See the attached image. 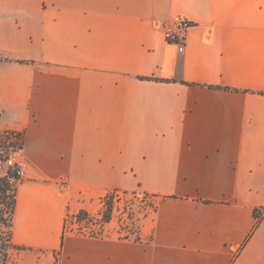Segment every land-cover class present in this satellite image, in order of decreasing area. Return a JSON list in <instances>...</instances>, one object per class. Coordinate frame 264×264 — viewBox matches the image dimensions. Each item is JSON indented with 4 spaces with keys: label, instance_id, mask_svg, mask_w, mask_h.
<instances>
[{
    "label": "crops",
    "instance_id": "0c3cea01",
    "mask_svg": "<svg viewBox=\"0 0 264 264\" xmlns=\"http://www.w3.org/2000/svg\"><path fill=\"white\" fill-rule=\"evenodd\" d=\"M0 131L13 264H264V0H0ZM111 191L137 235L66 228Z\"/></svg>",
    "mask_w": 264,
    "mask_h": 264
},
{
    "label": "rangeland",
    "instance_id": "374dc122",
    "mask_svg": "<svg viewBox=\"0 0 264 264\" xmlns=\"http://www.w3.org/2000/svg\"><path fill=\"white\" fill-rule=\"evenodd\" d=\"M14 132L0 131V177H9L12 169L7 163L12 151L16 146L22 145V134L19 133L13 138ZM12 179V178H11ZM13 184L11 189L0 193V210L4 213V221L0 224V242L8 251V263L13 264L16 257L17 248L12 247L8 240L10 235V216L8 210L7 200H9V193H13L16 189L18 179H12ZM3 185L2 183L0 184ZM8 197V198H7ZM107 201H112V218L108 222L112 226L118 228L121 234L137 235L138 222L150 211L155 208L154 199L149 195H144L142 192H123L111 191L107 196ZM102 199L100 209L95 212L85 214L78 211L76 213H69L66 220V228L75 233H83L88 235H103L106 232L105 226L107 222H103L101 215L106 207L105 200ZM101 213V214H100ZM2 249V251H5Z\"/></svg>",
    "mask_w": 264,
    "mask_h": 264
},
{
    "label": "trees",
    "instance_id": "16d2710c",
    "mask_svg": "<svg viewBox=\"0 0 264 264\" xmlns=\"http://www.w3.org/2000/svg\"><path fill=\"white\" fill-rule=\"evenodd\" d=\"M15 175L13 172L10 173L9 177H4L1 178L0 177V184L2 183L3 185H0V193L11 189L13 181L11 178H13ZM9 200H7V204H8V210H9V216H10V235H9V244L14 247V248H19L18 246L14 245L12 243V239H11V225H12V220H13V214L15 211V207H16V200H17V196H16V189L13 193H9ZM108 196V194L103 198L106 199ZM8 198V197H7ZM105 204L106 207L101 215V219L103 222H109L112 218V201H110V199L107 201V199L105 200ZM81 212H84L85 214H88L87 211L85 210H81ZM254 213L256 215V217L258 218V222H260V220L264 217V207L262 208H258L254 210ZM101 214V213H100ZM4 221V213H2V211L0 210V224ZM6 248V247H5ZM4 248V246L1 244L0 242V264H7L8 263V251ZM2 249H5V251H2ZM55 264H57V261L55 262Z\"/></svg>",
    "mask_w": 264,
    "mask_h": 264
},
{
    "label": "built area",
    "instance_id": "2783aa9c",
    "mask_svg": "<svg viewBox=\"0 0 264 264\" xmlns=\"http://www.w3.org/2000/svg\"><path fill=\"white\" fill-rule=\"evenodd\" d=\"M176 27L175 29L168 34V38L171 41H176L182 43L185 38L188 29L192 26V21L184 18V17H177L175 19ZM19 133L14 132L12 137L14 138L15 135ZM7 163L9 164L12 172L14 173V177L12 179H21L24 175L25 170V158L22 152V145L16 146L12 151L10 157L7 159Z\"/></svg>",
    "mask_w": 264,
    "mask_h": 264
}]
</instances>
